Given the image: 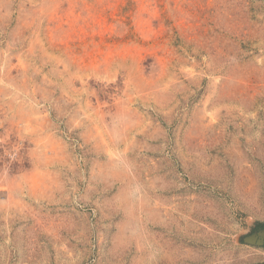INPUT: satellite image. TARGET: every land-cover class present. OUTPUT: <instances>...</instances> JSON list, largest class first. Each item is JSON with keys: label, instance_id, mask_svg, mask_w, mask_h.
I'll use <instances>...</instances> for the list:
<instances>
[{"label": "rangeland", "instance_id": "374dc122", "mask_svg": "<svg viewBox=\"0 0 264 264\" xmlns=\"http://www.w3.org/2000/svg\"><path fill=\"white\" fill-rule=\"evenodd\" d=\"M257 223L264 0H0V264H263Z\"/></svg>", "mask_w": 264, "mask_h": 264}, {"label": "water", "instance_id": "95a60500", "mask_svg": "<svg viewBox=\"0 0 264 264\" xmlns=\"http://www.w3.org/2000/svg\"><path fill=\"white\" fill-rule=\"evenodd\" d=\"M263 238H264V230L258 232L256 235H251L250 237H248L245 240V242L247 244H251V243H254L255 241H257V245L262 246L263 245V242H262Z\"/></svg>", "mask_w": 264, "mask_h": 264}, {"label": "flooded vegetation", "instance_id": "af4514ba", "mask_svg": "<svg viewBox=\"0 0 264 264\" xmlns=\"http://www.w3.org/2000/svg\"><path fill=\"white\" fill-rule=\"evenodd\" d=\"M262 230H264V228L257 229V230L255 231V233H253L252 235H254V234L256 235L258 232H260V231H262ZM262 242H263V245H262L261 247H264V238H263Z\"/></svg>", "mask_w": 264, "mask_h": 264}, {"label": "trees", "instance_id": "16d2710c", "mask_svg": "<svg viewBox=\"0 0 264 264\" xmlns=\"http://www.w3.org/2000/svg\"><path fill=\"white\" fill-rule=\"evenodd\" d=\"M255 228H257V229L264 228V223H257Z\"/></svg>", "mask_w": 264, "mask_h": 264}, {"label": "crops", "instance_id": "0c3cea01", "mask_svg": "<svg viewBox=\"0 0 264 264\" xmlns=\"http://www.w3.org/2000/svg\"><path fill=\"white\" fill-rule=\"evenodd\" d=\"M258 246V245H257ZM259 247H261V246H259Z\"/></svg>", "mask_w": 264, "mask_h": 264}]
</instances>
